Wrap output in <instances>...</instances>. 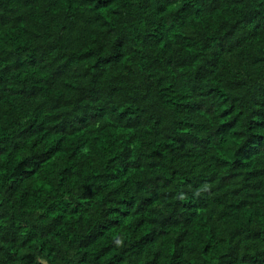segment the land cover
I'll return each mask as SVG.
<instances>
[{
	"label": "trees",
	"instance_id": "trees-1",
	"mask_svg": "<svg viewBox=\"0 0 264 264\" xmlns=\"http://www.w3.org/2000/svg\"><path fill=\"white\" fill-rule=\"evenodd\" d=\"M0 264H264V0H0Z\"/></svg>",
	"mask_w": 264,
	"mask_h": 264
}]
</instances>
